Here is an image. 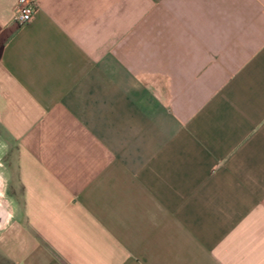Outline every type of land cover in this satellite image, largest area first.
Segmentation results:
<instances>
[{
	"label": "crops",
	"instance_id": "crops-1",
	"mask_svg": "<svg viewBox=\"0 0 264 264\" xmlns=\"http://www.w3.org/2000/svg\"><path fill=\"white\" fill-rule=\"evenodd\" d=\"M0 0V264H264V0Z\"/></svg>",
	"mask_w": 264,
	"mask_h": 264
},
{
	"label": "built area",
	"instance_id": "built-area-1",
	"mask_svg": "<svg viewBox=\"0 0 264 264\" xmlns=\"http://www.w3.org/2000/svg\"><path fill=\"white\" fill-rule=\"evenodd\" d=\"M34 12V0H16L13 21L17 25H23L32 19Z\"/></svg>",
	"mask_w": 264,
	"mask_h": 264
}]
</instances>
